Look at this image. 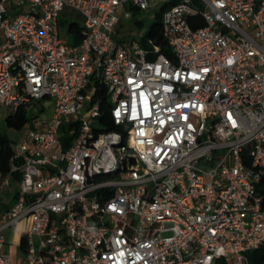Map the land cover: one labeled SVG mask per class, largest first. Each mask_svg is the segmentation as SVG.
Segmentation results:
<instances>
[{
  "label": "built area",
  "instance_id": "1",
  "mask_svg": "<svg viewBox=\"0 0 264 264\" xmlns=\"http://www.w3.org/2000/svg\"><path fill=\"white\" fill-rule=\"evenodd\" d=\"M157 2L0 0V108L54 102L0 173V198L19 181L0 264H15L3 233L21 220L20 264H249L264 248V0H173L170 57L113 38ZM65 10L82 19L76 45L59 36ZM95 83L121 133L98 131Z\"/></svg>",
  "mask_w": 264,
  "mask_h": 264
},
{
  "label": "rangeland",
  "instance_id": "2",
  "mask_svg": "<svg viewBox=\"0 0 264 264\" xmlns=\"http://www.w3.org/2000/svg\"><path fill=\"white\" fill-rule=\"evenodd\" d=\"M20 0H10L12 3H18ZM157 4L153 9L148 11L136 13L131 15L129 18L119 17L118 25L116 26L115 35L113 38L117 41H124L135 39L140 44V35L145 36L155 22L157 14L160 12L161 8L173 0H157ZM125 11H128L125 9ZM72 23L82 24V19L75 12L65 10L60 14L59 17V36L66 40L68 45H72V37L67 32L68 26ZM3 34L0 32V45L3 43ZM54 102L51 99H46L43 101H35L31 104L28 112L25 114L28 123L20 130L8 129L5 125V119L11 115L9 108H0V136L6 137L14 149L20 144L25 134L30 130H37L35 123L45 124L47 123L53 114ZM19 186V181L14 177H11L10 188L3 191L2 197L0 198V204L6 200H9L12 196V192L17 190ZM29 223L25 220L17 222L14 227L4 232V236L9 242V249L11 251L10 257L13 263L20 264L21 258L18 253V241L20 238V232L24 229H28Z\"/></svg>",
  "mask_w": 264,
  "mask_h": 264
},
{
  "label": "trees",
  "instance_id": "3",
  "mask_svg": "<svg viewBox=\"0 0 264 264\" xmlns=\"http://www.w3.org/2000/svg\"><path fill=\"white\" fill-rule=\"evenodd\" d=\"M171 4H165L160 12L156 16L155 22L149 28L147 34L141 40V47L145 50H150L153 47H158L160 53L167 57H170L169 49L165 43L162 34V14ZM204 24L200 21L199 24L193 25V28L203 27ZM67 32L72 37V45H76L80 42L82 38V27L78 23H72L68 26ZM97 87V92L95 94V99L98 101V106L100 109L99 118V130L102 132H122L121 128L115 126L110 118L109 106L110 103L106 97V91L101 84L95 83ZM28 123V119L22 110H18L16 113L9 115L5 119V125L8 129L20 130ZM62 131V129H61ZM73 137H63L62 147L66 149ZM13 156V151L11 148V142L3 136H0V173L5 175L8 173L10 168V161ZM15 179L17 175L14 176ZM256 193L261 198V206L264 208V178L256 186ZM20 249H23V241L21 240ZM245 257L249 264H264V248H258L245 253ZM215 264H224L222 260L216 261Z\"/></svg>",
  "mask_w": 264,
  "mask_h": 264
},
{
  "label": "crops",
  "instance_id": "4",
  "mask_svg": "<svg viewBox=\"0 0 264 264\" xmlns=\"http://www.w3.org/2000/svg\"><path fill=\"white\" fill-rule=\"evenodd\" d=\"M49 122V121H48ZM47 122V123H48ZM47 123H45V124H39L38 123V126L36 125V123H35V127L37 128V131H43V130H45V128H46V126H47ZM12 201H13V194H12V196H11V198L9 199V200H6V201H4V202H2L1 204H0V208L1 209H3L6 205H10L11 203H12ZM26 223H28V221H25ZM14 227V226H13ZM11 229V228H10ZM25 230L26 229H24V230H22L21 232H20V238H19V241H18V253H19V255H20V258H21V261H20V263L22 262V253H21V249H20V243H21V237H22V234H23V232H25ZM4 232H7V230L6 231H4ZM5 240H6V243H5V245H4V248H3V253L4 254H7L9 257H10V254H11V251H10V249H9V242H8V239L6 238V235H5ZM10 259H11V257H10ZM12 261V260H11Z\"/></svg>",
  "mask_w": 264,
  "mask_h": 264
},
{
  "label": "water",
  "instance_id": "5",
  "mask_svg": "<svg viewBox=\"0 0 264 264\" xmlns=\"http://www.w3.org/2000/svg\"><path fill=\"white\" fill-rule=\"evenodd\" d=\"M131 163H133V160H130Z\"/></svg>",
  "mask_w": 264,
  "mask_h": 264
}]
</instances>
